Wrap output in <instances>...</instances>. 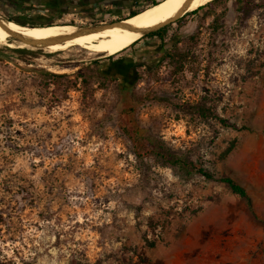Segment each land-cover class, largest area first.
I'll return each mask as SVG.
<instances>
[{"label": "rangeland", "instance_id": "rangeland-1", "mask_svg": "<svg viewBox=\"0 0 264 264\" xmlns=\"http://www.w3.org/2000/svg\"><path fill=\"white\" fill-rule=\"evenodd\" d=\"M20 3L55 17L51 0ZM181 17L163 42L187 57L138 67L131 84L120 64L161 57L155 44L116 62L79 45L0 44V264H264V10L242 20L226 0ZM202 98L228 125L189 112ZM148 135L249 201L156 160Z\"/></svg>", "mask_w": 264, "mask_h": 264}, {"label": "trees", "instance_id": "trees-1", "mask_svg": "<svg viewBox=\"0 0 264 264\" xmlns=\"http://www.w3.org/2000/svg\"><path fill=\"white\" fill-rule=\"evenodd\" d=\"M226 0H212L208 2L207 4L198 7L195 10H192L190 12H187L188 14H194L197 13L199 10H202L210 5L213 4H222L225 3ZM158 0H149L147 5H153L157 3ZM232 4L234 6V10L238 17H240L242 20H245L248 18L253 12H255L257 9L262 8L264 10V1L263 0H232ZM144 7V6H142ZM142 7H139L137 9H134L130 11L127 15H132L136 13L139 9ZM125 15V16H127ZM124 16V17H125ZM183 20V17L178 18L176 21L181 22ZM164 30L165 26L159 28L158 30H155L153 32H150L144 37L148 36H158L160 39L164 37ZM143 38V37H142ZM191 38V37H190ZM138 41V40H137ZM133 42V41H132ZM132 45L126 47L125 49L118 51L117 54H112L106 56L104 59L108 60H116V58H120L121 55H123L125 52H131ZM16 51H23L24 48H15ZM188 51L187 50H180L177 48L176 45H173L171 48H169L166 51V54L162 57L165 60H168V62H173L175 65L181 64L183 62V59L187 57ZM161 58V60H163ZM160 60V61H161ZM93 63H97V60H94ZM54 75V74H53ZM76 76L78 73L75 74ZM85 81V79H83ZM189 112L196 115L199 118L205 119L208 117H213L218 120L219 123L222 125H228L225 118L220 116L218 113L213 112L211 108L208 106L207 101L205 98L200 99L199 101L195 102L194 104L188 105ZM146 140L147 145V151L156 159L161 161L164 164L170 165L174 168H176L178 171H180L182 174L186 176H191L193 174H199L203 176L205 179L208 180H215L222 182L224 185L227 186V188L234 194L244 198L245 200L249 201V197L247 194L246 189L237 181L232 179L228 176H218L213 171L205 168L202 165H197L193 160H190L184 153L179 152L178 150H175L168 146L161 138L155 137L153 135H148L144 137ZM235 145V140H231L226 148L221 152L220 156L227 155L232 148ZM1 217V216H0ZM26 264V263H24Z\"/></svg>", "mask_w": 264, "mask_h": 264}, {"label": "bare ground", "instance_id": "bare-ground-1", "mask_svg": "<svg viewBox=\"0 0 264 264\" xmlns=\"http://www.w3.org/2000/svg\"><path fill=\"white\" fill-rule=\"evenodd\" d=\"M212 0H192L184 9L182 14L203 6ZM185 0H158L157 3L150 5L143 11L136 12L135 15L128 16L122 20V24H133L142 27L153 26L171 18L175 12L181 8ZM9 31L31 36L37 39L48 38L57 34L71 31L75 28L73 25H50L44 27L30 28L20 25L16 22L8 24ZM138 34L132 30L121 27L107 28L98 32H90L86 35L77 36L66 40L63 43H54L45 48L51 51L65 50L71 46H82L94 53L112 55L118 50L138 38ZM0 44L12 47H31L23 42H19L10 37L8 32L0 27ZM43 49V48H42ZM46 49V50H47Z\"/></svg>", "mask_w": 264, "mask_h": 264}, {"label": "flooded vegetation", "instance_id": "flooded-vegetation-1", "mask_svg": "<svg viewBox=\"0 0 264 264\" xmlns=\"http://www.w3.org/2000/svg\"><path fill=\"white\" fill-rule=\"evenodd\" d=\"M52 5L49 10L54 12V18L47 21H37L31 19L28 15L24 14L23 7H21V0H0V15L6 17L8 19H12L18 21L22 24H36V23H54L56 21H73L75 25L80 24H88L101 21V17L105 14H110L113 17L120 18L127 15L130 11L137 9L141 2L145 0H51ZM71 15V18H67L65 16ZM73 15H77L85 19L83 22L82 19H78L73 17ZM115 19V18H113ZM81 20L82 22H78ZM134 40L129 43L127 46L120 48L118 51L125 49L126 47L132 45V50L134 53L136 52L135 45L139 42L153 43L160 49V52H163L161 57H157L152 59L150 62L148 60H140L139 57L137 61L127 62L124 60L120 66H122L120 75L116 74L115 76L122 80L125 79L127 83H133L138 78V67H145L147 70H151L153 66L160 62L161 58L166 54V51L171 48L175 44V40H171L170 42H163L165 38L160 39L158 36H148L144 37L141 40ZM128 53L125 52L121 55L120 58H116V60H108L104 59L108 62H116L119 59H123L124 55ZM107 55L103 56L106 58ZM119 62V61H118Z\"/></svg>", "mask_w": 264, "mask_h": 264}, {"label": "water", "instance_id": "water-1", "mask_svg": "<svg viewBox=\"0 0 264 264\" xmlns=\"http://www.w3.org/2000/svg\"><path fill=\"white\" fill-rule=\"evenodd\" d=\"M190 2H192V0H185V2L182 4L181 8H179L175 14H173V16H171V18H169L168 20L164 21V22H160L158 24H155L153 26H148V27H142V26H137V25H133V24H122V20H124L126 18L123 17L121 19H117V20H113V21H98V22H94V23H88V24H80V25H74L75 28L72 29L71 31L65 32V33H61V34H57L48 38H43V39H37V38H33L31 36H27V35H23L20 33H14V32H10L9 31V26L8 24L10 22H16L20 25L23 26H27L30 28H34V27H44V26H50L53 23H36V24H22L18 21L12 20V19H8L6 17H3L0 15V27L5 30L6 32H8V34L10 35V37L14 40H17L19 42H23L31 47H35V48H45L46 46H49L51 44L54 43H63L68 39L77 37V36H81V35H86L90 32H98L107 28H112V27H121L124 29H128V30H132L134 32H136L139 36H138V40H140L142 37L146 36L147 34H149L150 32H153L155 30H158L159 28L165 26L168 23H171L175 20H177L179 17H181L182 14V9H184ZM136 13L132 14L135 15ZM132 15H127V16H132Z\"/></svg>", "mask_w": 264, "mask_h": 264}]
</instances>
